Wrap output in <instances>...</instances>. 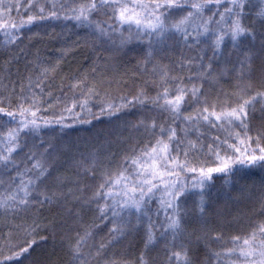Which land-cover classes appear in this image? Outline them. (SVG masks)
<instances>
[{
  "label": "trees",
  "instance_id": "1",
  "mask_svg": "<svg viewBox=\"0 0 264 264\" xmlns=\"http://www.w3.org/2000/svg\"><path fill=\"white\" fill-rule=\"evenodd\" d=\"M92 2L31 0L30 6L29 0H6L20 7L18 11L13 8L10 17H2L0 22L9 20L20 25L29 15L44 18L25 23L12 33L16 36L14 42H9L8 34L0 29V107L17 113L15 119L0 113V154L7 147L4 140L9 129L19 128L18 105L23 102L24 107H30L33 94L40 100L37 117L42 126L36 131L24 129L17 133L18 146L10 156L13 163L6 167L0 164V198L15 190L21 180L35 178L33 155L37 161L44 162L47 173L39 188L32 190L28 207L16 210L0 207V264H69V242L75 243L77 234L84 236L86 232L80 248L84 264H183L185 250L189 264H241L227 250L241 246L243 239L253 232L258 239L264 238L258 234L264 225V169L259 166L234 169L227 175L213 174L205 186L202 208L200 192L189 188L179 201L182 230L175 237L165 228L166 215L170 213L160 207L157 199L162 191L156 192L146 207L147 216L139 219L135 213H124L122 219L114 221L110 212L105 217L99 210L98 205H103L104 200L88 198L103 182L102 169H114L116 161L139 156L157 140L169 145L171 156L187 160L189 167L197 168L215 166L214 151L209 146L213 150L219 148L221 155H232L231 149L216 137L242 147L227 135L241 131L238 124L229 126L225 121L210 124L202 119L193 123L186 122L184 117L195 116L203 107L220 112L238 103L240 62L245 54L250 59L242 70L243 80L252 84L245 98L264 92V16L261 15L264 0H243L241 23L250 34L235 44L225 37L215 52L211 45L214 38L210 35H200L198 42L192 39L185 42L178 34H169L159 45L150 47L148 37L137 34L134 27L116 25V32L108 28L115 23L111 18L113 4H127L131 8L133 3L151 4L153 0H110L108 6H98L89 13V19L106 28L108 35H99L89 24L71 18L75 15L73 9ZM96 2L99 5V0ZM176 3L185 7L171 10V22L193 11L191 4L205 0H176ZM39 7L44 8L43 14ZM228 7L229 0H219V7L216 0H208L207 7L199 16L194 15L188 25L189 33L196 36L192 24H201L203 19L211 18L210 28H217L219 13ZM50 11H55L57 17H48ZM120 33L131 38L121 44ZM150 52L152 63L145 65L143 62ZM201 63L212 65L211 76L189 79L201 71ZM153 65L168 73L164 87L169 89V98L176 94L177 86L191 88L195 84L200 88L196 97L186 94L179 115L161 107L162 100L155 103L154 98L163 88L160 73L151 71ZM77 83L80 87H70ZM37 84L42 92L37 91ZM89 88L96 93L88 105L94 115H81L80 120L90 123L65 119L63 125L56 124L57 116H69L63 109L83 98L80 93ZM138 89H143L147 97H141L143 103L134 102L111 113L99 111L102 101L118 104L121 96L132 97ZM248 111V134L255 136L264 126V98L257 97ZM44 120L53 122L44 125ZM169 128L175 130L174 140L168 139ZM189 141L196 145L195 149L189 147ZM92 155L100 162L97 168L85 172L77 166ZM129 167L121 164L123 169ZM180 178L186 185L191 184L190 173L180 172ZM38 191L58 195L51 203H41L35 194ZM121 224L122 232L112 231L114 225ZM149 227L153 232L151 241L147 240ZM237 237L239 244L233 243ZM22 248L27 251L20 252ZM174 251H181V261L170 258Z\"/></svg>",
  "mask_w": 264,
  "mask_h": 264
},
{
  "label": "snow or ice",
  "instance_id": "2",
  "mask_svg": "<svg viewBox=\"0 0 264 264\" xmlns=\"http://www.w3.org/2000/svg\"><path fill=\"white\" fill-rule=\"evenodd\" d=\"M229 2L230 7L225 9V12L219 13V20L216 21L217 28H210L211 18L203 19L201 24H192V29L193 32L196 33V36L189 33L188 25L192 22L194 15L199 16L201 11L207 7L208 0H205V3L191 4L190 7L193 11L188 12L184 17L175 22L169 20L171 10H179L185 7L184 5L176 3V0H162V2L161 0H153L151 4L133 3L131 8L127 4H113L111 18L115 23L108 25V28L116 32L118 30L116 25H126L129 29L134 27L137 34L148 37L150 47L159 45L169 34H178L185 42L189 39L198 42V37L200 35H210L214 38L211 41V45L215 52L221 48L225 37L230 38L235 44V42L241 39L245 34H250L249 30L241 23L243 8L245 6L243 0H229ZM109 3L110 0H99L98 5L96 0H93L92 3L81 5L78 9H73L75 15L71 18L77 23L89 24L94 28L97 34L106 36L108 35L106 28L100 23L90 21L89 13L94 12L98 6L105 7L108 6ZM216 4L217 7H219V0H216ZM29 5L31 6V0H29ZM19 7L20 5L18 3L8 4L6 0H0V18L5 16L10 17L13 8L18 11ZM53 7H55V5H53ZM38 11L43 14L44 8L39 7ZM225 13H227V20H225ZM261 15L264 16V11L261 12ZM214 16L215 14H213V17ZM48 17L56 18L57 13L55 11H50ZM43 18V15L40 17L29 15L26 21H21L20 25L10 22L9 20H3L0 22V29H3L8 34L7 39L9 42H14L16 36L12 33L18 31L25 23L30 24L36 19ZM120 35L121 44L131 38L130 36L125 37L123 33H120ZM151 56V52L147 54L143 62L145 65L152 63ZM248 59H250V57L245 54L244 59L240 62L241 80L237 83L238 103H236L235 106L225 108L220 112L214 109L210 111L208 107H203L195 116L184 117L186 122L193 123L202 119L210 124H215L220 121L227 122L229 126L233 123L238 124L241 131L234 133L228 132L227 135L242 147H237L235 143L228 144L227 139L221 141L219 137H216L215 139L219 143L231 149L232 155H221L219 148L213 150L212 146H209L210 151H214L215 166L197 168L189 167L187 160L180 161L176 157L171 156L168 150L169 145L163 140H157L150 149H145L139 156H129L125 157L123 161H116L114 169H102L100 178L103 182L93 191L88 200H104L105 203L103 205H98L99 210L105 217H107V214L110 212L114 221L122 219L124 213H135L137 219H139L142 215L147 216V212L145 211L146 207L151 202L155 193L162 191V196L157 199L159 200L160 207L163 208L166 213H170V215H166L167 224L165 228L167 231L173 233L175 237V235L182 230L179 201L189 188L200 192V205L202 208L204 204L203 194L205 186L211 181L213 174L223 173L227 175L233 172L234 169L240 171L248 167L256 166L264 169V146H261V140L264 138V126H261V128L256 131V135L252 136L248 134L249 125L246 123L249 116V107L257 97L264 98V92H256L245 98V94L252 89V84L243 80L242 70L246 66ZM199 67L201 71L189 77V79H206L210 77L214 71L210 63L207 65L201 63ZM44 71L46 72L47 69ZM151 71L154 74L160 73V86L163 88V91L158 92L157 96L154 98L155 103L160 104L162 100L161 107L170 110L176 115H179V109L186 94L190 93L193 97H196L200 91V88L195 84L192 85L191 88L177 86L175 88L176 94L169 98V89L164 87V84L167 83L168 73L158 65H153ZM176 79H179V77ZM70 87L77 88L80 87V85L77 83L70 85ZM36 88L37 91L42 92L39 84H37ZM80 95L83 98L72 101L71 104L63 109V112L68 113L69 116H57L54 121L56 124L63 125L65 119H72L73 122L90 123V121H81L80 117L81 115H94L88 105L91 97L96 95V93L93 88H89L87 92H81ZM141 97L147 99L143 89H138L136 95L132 97L121 96V103L118 104L104 100L102 101V106L99 107V111L101 113L119 111L128 104L134 102L143 103ZM204 103H207V101H204ZM39 104L40 100L33 94L30 107H24L23 102L18 105V114L20 117L19 128L9 129L7 138L4 140V144L7 147L5 152L0 154V164L5 165V167L13 163L10 160V156L16 151L18 146L17 133L24 129L36 131L42 126L37 117V112L40 110L37 107ZM76 108H79L80 111L77 112ZM0 113L13 119H15L17 115L16 112L7 111V109L3 107H0ZM52 122L53 121L44 120L43 124L47 125ZM168 132V139L174 140L176 138L175 130L169 128ZM241 133H243V136ZM188 144L190 148H196L193 142L189 141ZM253 144L255 147H253ZM184 155L187 157L188 153L185 152ZM32 161V167L34 169L33 175L35 178H29L27 181L21 180L19 186L15 190H12L9 195L0 198V207L16 210L29 206L30 197L33 195L32 190L39 188V182L47 173L44 162L37 161L35 155L32 156ZM99 163L100 162L95 156L92 155L78 162L77 166L83 168L85 172H89L90 168H97ZM122 163L128 164L130 167L128 169H123L121 168ZM235 166L239 167L236 168ZM176 169L180 171H176ZM180 172H187L192 175L190 185H186L183 182L180 178ZM35 194L41 198V203H51L53 197L58 195L55 192L48 195L43 191H38ZM148 219L150 221L151 217H148ZM123 230V224H121L120 227L114 225L112 229L113 232H122ZM258 234L260 237H264V225L260 226ZM85 236H87V232L84 236L77 234L78 238L75 240V243L69 242L68 251L71 253L69 264H84L80 259L83 255V253L80 252V248ZM215 238L218 239L219 237L217 236ZM152 239L153 232L151 227H149L147 231V240L151 241ZM198 239L199 238H197V240ZM233 243L239 244V238H233ZM181 248H183V245H181ZM26 251V248L20 249V252ZM227 254H235L240 259L241 264H264V238L258 239L257 233L253 232L248 238L243 239L241 246L228 249ZM183 256V264H189L186 250ZM181 257V251H174L170 256V258H174L177 261H181Z\"/></svg>",
  "mask_w": 264,
  "mask_h": 264
}]
</instances>
